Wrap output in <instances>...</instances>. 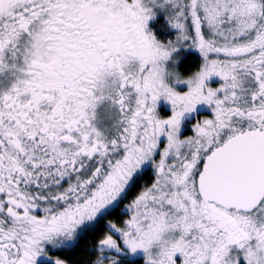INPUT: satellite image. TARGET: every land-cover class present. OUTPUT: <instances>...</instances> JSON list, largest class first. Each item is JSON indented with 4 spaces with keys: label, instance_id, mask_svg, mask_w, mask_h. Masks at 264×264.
Wrapping results in <instances>:
<instances>
[{
    "label": "snow or ice",
    "instance_id": "obj_1",
    "mask_svg": "<svg viewBox=\"0 0 264 264\" xmlns=\"http://www.w3.org/2000/svg\"><path fill=\"white\" fill-rule=\"evenodd\" d=\"M0 264H264V0H0Z\"/></svg>",
    "mask_w": 264,
    "mask_h": 264
}]
</instances>
